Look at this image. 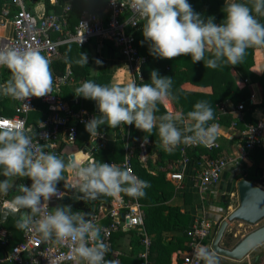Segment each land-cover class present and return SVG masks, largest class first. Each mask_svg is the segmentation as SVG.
Masks as SVG:
<instances>
[{"label":"clouds","instance_id":"obj_1","mask_svg":"<svg viewBox=\"0 0 264 264\" xmlns=\"http://www.w3.org/2000/svg\"><path fill=\"white\" fill-rule=\"evenodd\" d=\"M129 7L134 15L126 23L143 21L142 43L148 44L149 54L155 58L171 60L190 55L193 64L203 61L206 68L216 69L225 64H240L250 47H264V21L260 19L264 17V0H225V17L219 24L214 16L205 19L194 11L189 0H129ZM76 62L88 65V54L80 52ZM96 63L102 65L103 61L97 59ZM50 64L48 56L37 48L0 49V67L11 72V77L0 83V96L25 101L49 95L53 86ZM171 88L172 79L153 69L150 83L101 84L88 79L74 94L95 101L98 107L100 114L85 122L91 137H98V130L104 125L111 129L134 125L145 133V143L155 129L167 151L181 143L214 139L217 125L209 123L215 117L207 101L196 102L186 117L181 112L157 116L159 105L170 98ZM69 167L76 170L77 179L72 187L83 201L120 192L140 197L149 187L129 168L84 160L70 165L62 156L37 144L30 129L0 127V176L4 177L0 179V199L9 196L13 189L18 193L11 199L19 214L15 227L34 233L44 242H70V254L86 264H107L108 248L101 241V228L87 213L73 211L70 204L49 211L53 197L63 198L58 185L64 181V187L68 186L64 173ZM24 178L32 181L30 186L16 183ZM194 255L200 264H220L219 257L206 246H197Z\"/></svg>","mask_w":264,"mask_h":264},{"label":"built area","instance_id":"obj_2","mask_svg":"<svg viewBox=\"0 0 264 264\" xmlns=\"http://www.w3.org/2000/svg\"><path fill=\"white\" fill-rule=\"evenodd\" d=\"M64 1L65 8L61 14L51 12L49 14L35 15L27 8L26 0H13L19 9L18 14L9 18L13 28V36L5 41L1 40L0 49L16 46H22L26 49L37 48L52 61L60 55V48L65 45L76 44L79 47H84L93 39L109 37L115 42V46L123 56L124 65H122L120 70L128 71L132 76V83L138 85L143 80L142 69L146 58L139 54L136 46L135 32L142 21H136L133 24L126 23L134 15V10L129 7V0H116L118 2L116 4H112L109 0L106 8V13L110 14L108 23H105L104 18L99 14L84 12L74 30L69 28L68 13L72 10L71 0ZM9 13V9H5L2 18L8 19ZM128 28L132 30L129 31ZM53 33L58 34L56 40L52 39ZM0 70V81H7L11 77L10 70L3 67H0ZM75 81L74 72L69 67L63 75H54L52 91L49 95L31 97L25 101L16 100L15 114L8 117L0 116V127L19 126L30 129L35 142L43 146L45 151L61 155V146L75 145L79 136L80 126H85V122L89 120L88 113L85 110L73 108L70 101L64 99L65 89L71 87ZM245 86L246 81L241 87L244 88ZM38 101L46 105L48 109L45 119L38 127L29 126L28 117L32 112L36 111V103ZM75 102H77V99H75ZM245 104V101H243L236 110L228 109L224 105L220 106L219 119L223 116L237 113L238 117L235 125L239 121L243 120L244 122L242 113L246 110ZM245 127L246 130L243 133V159L249 157V154L255 149L264 148V118L256 123H245ZM215 138L197 144L182 143L181 152L185 168L189 162L188 150L199 145L205 146L210 150L219 149L220 145ZM94 145L96 144L94 143ZM96 147L102 149L105 147V143L100 142ZM135 157L133 147L125 142L124 159L116 165L121 168L131 169L132 173L139 177L133 167ZM140 157L144 162L145 156L141 155ZM238 163L237 157L231 155L222 154L216 159L203 157L200 168L192 176L202 199L220 183L223 173L232 164ZM184 171L168 173L169 179L177 183V189L183 188ZM59 190L63 192V198L53 197L49 202V211L52 210V204L54 203L59 206L66 205L67 192L65 189L59 188ZM111 196L110 204L102 203L88 212V218L101 228V241L108 248L105 256L107 264H121V261L113 256V236L125 229L134 230L141 237L143 248L140 253L141 264H152L150 257L153 237L147 232L145 227L146 210L140 202V197L130 196L119 199L116 196ZM105 220L108 221L107 224H105ZM213 227H215V224L211 220L200 218L187 230V235L190 239V251L183 258L182 264H200L194 255L197 246H206L213 251V238L211 237ZM0 241L6 245L10 244V239L5 238L4 235L0 236ZM71 247L68 241L59 244L51 241L44 242L34 233L23 231L21 241L4 252V256L0 258V264H86L83 259H78L70 254ZM250 264H259V261L256 260L255 263Z\"/></svg>","mask_w":264,"mask_h":264},{"label":"crops","instance_id":"obj_3","mask_svg":"<svg viewBox=\"0 0 264 264\" xmlns=\"http://www.w3.org/2000/svg\"><path fill=\"white\" fill-rule=\"evenodd\" d=\"M28 2L27 8L31 13L35 15H42L43 13H47L45 0H28ZM0 3L2 4L0 7L3 8V11L5 9H9V6L12 7V2L10 3V0H0ZM50 3L53 6H58L59 0H50ZM9 18L11 17H8V19L6 18V20L5 18H2V15H0V41H5L6 39H10L13 36V28ZM143 41L144 37L140 41V46L144 48V54H146L144 55V57L149 62L148 67L152 68V70H158L161 76L165 72H172L169 71V68L167 67L168 62H177V59H179L180 57H176L171 60L155 58L149 54L148 44L146 42L142 43ZM255 47V65L250 69V71H248L250 72V75L246 76L244 71H240L239 69L233 67L230 71L229 76L228 74L226 75L225 73L214 71L212 74V80L210 81V79L208 78V74L205 73V71H195L197 75L192 74L190 71H183L184 73H182L181 76H183L182 78H184V81L179 82L175 79L174 84H172L170 98L159 105L160 110H162L161 108H164L167 112H181L186 117L187 113L193 110V106L196 102L206 101V99H203V96H200V94H210L207 99V102L213 108L215 118L214 120L209 121V123H216L218 126L215 139L216 142H218L220 145L219 156L225 154L237 157L239 163L232 164L223 173L220 183L212 191L208 192L204 199H202L201 195L199 194L192 178L193 174L197 170L192 167H189V162L186 165V168L183 164V157L181 152L182 143L175 147L172 151L165 150L162 147L159 139H156L159 141V150H156L154 140L148 139L147 143H145L144 141H142L141 143V147L143 149L141 155L145 156L144 163L146 165H150L154 172L163 171L166 175L167 186L165 191L168 194L167 205L178 209L182 215V230L168 232L166 234L168 240H174L178 237H184L187 230H189L195 223V221L200 218H208L209 220H211V222L215 224V227L217 228L225 219H227L228 215L234 210H236L239 206L237 184L241 179H246L241 178V176L244 174V171L246 170L244 168V164H246L247 169H252L254 165L253 162L249 159V157L245 159L242 158L244 145L243 133L246 130L245 123H256L264 118V97L262 93V87L264 86V48L261 46ZM104 49V40L96 39L89 43L81 51L86 52L88 54V65H90V69L93 75L97 74L98 71L103 69L104 66H106L107 64L113 62L115 65L118 61V59L112 58V53L107 52ZM71 53L72 54H69L70 58L74 61L75 65L78 66V63L76 61L80 59V52L73 51ZM97 59L103 61L102 65H98L96 63ZM181 61L182 64H179V69L185 70L186 62H184L183 60ZM122 65H124L123 61H121L120 66L114 73L113 78L111 80V84L126 85L127 83L132 82L133 79L130 73L128 71L120 70ZM68 67L71 68L73 71L74 68L71 64ZM50 68L53 71L51 64ZM77 71H82V69ZM180 72L182 71L174 72L173 78H175L176 76L179 77L178 74ZM149 74L151 77V71L149 72ZM54 75L55 74L53 72V76ZM228 77L234 82H236V85L240 90L248 87L250 91L248 98L243 100L246 103V110L242 113L244 115V122L243 120L239 121L237 125H235V121L238 117L237 113L230 114L228 115V117L223 116L219 119L218 108L220 106L224 105L228 109L236 110L240 103L243 102L241 100L239 102H235V100L231 97H223V92H227L226 82L228 80ZM144 78L145 75L143 74V79ZM241 80L246 81V86L244 88L241 87ZM0 83L3 82L0 81ZM81 83V80H76L70 88L75 91V89L79 87ZM140 83L141 81L139 82V84ZM188 93L198 94V96H189ZM212 94H218L221 98V102L214 104L213 98L211 97ZM230 94H232V92H230ZM7 99H10V97L0 96V102L6 101ZM78 101L81 102V107L75 109L85 110L88 113L89 120L93 116H97L100 114L95 101L86 100L83 97H78ZM9 104H13L15 106V99L11 98ZM47 110L48 109H46L44 114L47 113ZM247 114H250L251 118L254 120L253 122L247 121ZM159 115L160 114H158L157 112V116ZM189 123H191V121H189ZM130 126L131 125H127L124 126V128H120L118 126V129H111L107 125H104L102 126V129L98 130L101 133L100 135H98V137H91L90 134L84 128L81 131V134L78 136L79 139L75 145L61 146L60 156L65 158L66 162H68L70 165L79 160H84L89 163H93L94 154L97 153L98 150H100L96 146L100 142H104L105 147L102 148V150L106 149L107 151L109 147H114V145H116L120 141L124 143L127 142V137L130 132ZM180 126L183 127L184 125ZM119 139L121 140L119 141ZM94 143L96 145L93 146ZM89 145H91L92 147L89 148ZM176 148H178V150ZM203 157H206V159L209 158L203 155L202 160ZM183 171L185 173L183 188L177 189V183L169 179L168 173ZM65 173H68L69 178L71 176H74V174L76 175V170L69 167L65 171ZM255 174L258 175V171H256ZM66 181L67 185H69L68 187L73 186L70 185L72 178L67 179ZM17 182L18 180L16 181V183ZM255 183L260 187L263 186L261 183ZM17 184H19V182ZM16 194L18 193H16L14 189V194L10 193L9 196L6 197L7 201H4L3 205L13 207V209H15V207L11 205V201H9V198L12 199V196ZM108 196L112 197L111 195ZM113 196L122 199L125 198L127 194L120 192L117 195ZM72 197L73 196H70V198L68 199L71 200ZM227 201L228 208H226ZM107 223L108 221L105 220V224ZM11 227L12 226L5 228L4 237L10 239V243L13 240H18L16 243H13L17 244L22 239L23 231H20V234L18 235L17 231H15V229L13 230V228ZM136 234L137 233L134 232V230L125 229L122 232H119L114 235L113 256L118 258L121 261V264H140L141 246L136 238L138 234ZM189 251L190 247H188L186 241H183V245L179 247L173 254L172 264H182L183 258L189 253Z\"/></svg>","mask_w":264,"mask_h":264},{"label":"trees","instance_id":"obj_4","mask_svg":"<svg viewBox=\"0 0 264 264\" xmlns=\"http://www.w3.org/2000/svg\"><path fill=\"white\" fill-rule=\"evenodd\" d=\"M7 1V0H6ZM9 1V0H8ZM12 2V7L9 6L10 13L9 17H14L16 14L19 13V9L16 7L13 0H10V3ZM191 3L194 11L200 13L205 19L209 16H214L216 23H221L225 17V13L222 11L225 0H189ZM109 3V0H71L72 10L68 13L69 16V28L71 30H74L75 27L79 24V21L83 15L84 12H88L91 14H99L104 18L105 23H108L110 14L106 13V8ZM46 4V11L47 13L55 12L57 14H61L64 11L65 8V1L59 0L58 6H53L50 3V0H45ZM2 4L0 3V6ZM13 8V9H12ZM2 9V11H1ZM0 15L3 14V8L0 7ZM262 21H264V17L260 18ZM142 23L139 24V28L136 30V46L138 48L139 54L144 57V48L140 46V41L144 37L142 32ZM129 31H131V28H128ZM57 33L52 34V39H57ZM96 40V39H93ZM92 40V41H93ZM101 40H104V47L107 52L112 53L111 56L114 59H118V63L114 65V63H109L106 66H104L103 69L98 71L97 74H92L90 65H81L78 64L75 65L74 61L70 58L69 54H72L71 52H81L84 47H79L76 44H68L60 48V55L52 60L51 65L53 68V72L56 76H61L66 72L67 67L71 64L73 66V72L74 77L76 80H81L82 82L88 79L95 80L97 83L101 84H111V80L113 78L114 73L116 72L117 68L120 66L121 61H123V56L120 53L119 49L115 46V42L109 38L105 37ZM91 41V42H92ZM90 42V43H91ZM106 43V45H105ZM262 47V46H261ZM264 48V47H263ZM255 54H256V47H250L247 49L246 55L244 60L238 64V65H231V64H225L222 65L219 68L212 69V68H206L203 61L197 62L193 64L191 61V56H180L179 59H177V62H168L167 67L169 68V71L172 72H165L162 76H168L172 79V84H174L175 79L179 82L184 81V78L182 73L183 71H190L192 74L197 75L195 71H205V73L208 74V78L210 81L212 80V74L214 71L225 73L226 75L230 74L231 69L234 67L236 69H239L240 71H244L246 76L250 75V69L255 65ZM186 62V69L180 70L179 64H182V61ZM149 62L146 60L143 64V74L145 75V78L139 85H142L144 83H150L151 77L149 72L152 71V68L148 67ZM82 71H77V70ZM168 71V70H166ZM176 71H182L178 74L179 77H174V72ZM186 74V73H185ZM181 76V77H180ZM227 92H223V97L232 98L235 100V102H239L240 100L243 101L244 99L248 98V95L250 94V91L248 87L240 90L236 82L231 80L228 77L227 80ZM75 91H73L70 87L66 88L64 91V99L66 101H70V104L74 108L81 107V102L78 101V97L74 94ZM232 92V94H230ZM262 93L264 97V86L262 87ZM189 96H198V94H191L188 93ZM210 94H200V96H203V99H208ZM211 97L213 98L214 104H217L221 102V98L218 94H212ZM222 97V96H221ZM75 99H77V102H75ZM11 101L10 99H7L6 101L0 102V116H13L15 114V106L13 104H9ZM16 101V100H15ZM46 105H44L42 102L38 101L36 103V111L32 112L28 117V125L29 126H36L38 127L43 120L45 119V111H46ZM159 109L158 114L163 115L168 113L164 108ZM219 109V108H218ZM228 117V116H227ZM247 121L253 122L254 120L251 118L250 114H247ZM242 126V124H241ZM85 128V126H80L79 135L81 134V131ZM243 128V126H242ZM118 129V127L116 128ZM145 133L141 130H138L135 128L134 125L130 126V132L127 137V143L131 145L135 151V159L133 161V167L137 175L140 179L145 180L148 182L149 187L144 189L145 195L140 196V202L144 205L146 210V222L145 227L147 232L153 237L152 241V248H151V261L152 264H172V257L175 251L183 245V241H186L189 247V237L187 235V232L185 233L184 237H178L174 240H168L166 237V234L168 232H174V231H181L182 230V215L180 211L174 207H171L167 205V199L168 194L166 193L165 189L167 186L166 181V175L163 171L154 172L150 165H146L141 160V153L143 151L141 147L142 141H144ZM79 139V137H78ZM77 139V141H78ZM148 139L154 140V144L156 145V150H159L158 144L159 141L156 139H159L158 132L154 129L151 133V136L148 137ZM121 139H119L120 141ZM119 142L114 147H109L108 150H98L97 153L94 154V162L96 161H103L107 163H115L119 164L124 159V153H125V143ZM178 150V148H176ZM219 149H214L213 151L205 148L202 145H199L195 148L189 149L188 157H189V167H192L194 169L200 168V164L202 163V156H207L209 158L215 159L219 156ZM164 154V153H163ZM162 154V156H163ZM249 159L253 162L252 169H247L246 164H244V168L246 169L244 171V174L241 176V178H246L252 182H257L264 184V180L262 179L263 172H264V148H257L254 151H252L249 154ZM93 162V163H94ZM258 171V175L255 174V172ZM64 176L67 180V174L64 173ZM0 179H4V177L0 176ZM19 184H27L28 186L31 185L32 181L28 178L24 179H18ZM59 188H64L67 192V197L65 198L66 205L70 204L73 207V211H88L90 212L93 210L96 206L105 203L110 204L111 198L108 195H102L99 198L95 200L90 201H83L79 200L77 202H73L70 200L69 203H67V199L70 198V196H78L76 189L73 187H64V181H61L58 185ZM12 194H14V189ZM69 196V197H68ZM127 198L130 197L129 195L126 196ZM9 201H11V198H9ZM226 208H228V201L226 203ZM125 214V213H124ZM18 217V216H17ZM16 218L9 217L6 222L0 221V236L4 235V230L6 227L13 228L15 231H17V234H20L21 230H18L15 227L16 224ZM218 229V227H217ZM122 232V231H121ZM136 232V231H134ZM119 233V232H118ZM137 233V232H136ZM117 234V233H116ZM137 235V234H136ZM137 241L141 246V252L143 250L141 245V237L137 235ZM114 239V236H113ZM18 241V240H17ZM16 240L11 241L10 244L6 245L3 244V242L0 241V258L4 256V252L8 251L13 243L17 242ZM15 245V244H13ZM142 260L140 258V264Z\"/></svg>","mask_w":264,"mask_h":264},{"label":"water","instance_id":"obj_5","mask_svg":"<svg viewBox=\"0 0 264 264\" xmlns=\"http://www.w3.org/2000/svg\"><path fill=\"white\" fill-rule=\"evenodd\" d=\"M245 81L241 80V85ZM89 148L92 146L89 145ZM262 179L264 180V172ZM239 206L231 212L218 229L212 228L211 237L213 238L212 250L217 256L227 258L232 261L241 262L245 260L255 249L264 245V226L251 232L243 237L233 248H226L222 241L230 224L240 222L247 225H257L264 220V189L248 179H241L238 184ZM77 202L78 196L71 199ZM69 203L70 200L67 199ZM59 206L57 203L52 204V208ZM88 215V211L84 210ZM18 213L15 209L0 204V221L6 222L9 217L16 218ZM87 218V217H86Z\"/></svg>","mask_w":264,"mask_h":264},{"label":"rangeland","instance_id":"obj_6","mask_svg":"<svg viewBox=\"0 0 264 264\" xmlns=\"http://www.w3.org/2000/svg\"><path fill=\"white\" fill-rule=\"evenodd\" d=\"M27 2L28 0H26V5H27ZM28 5H29V2H28ZM71 178H72V181L70 185H74L77 179L76 175L74 174V176H71L68 178V173H67V179H71ZM262 185H263L262 188L264 189V184ZM4 201H7L6 197L5 199H0V204H3ZM263 226H264V220L254 226L243 224L240 222H234L230 224V227L227 229L224 239L222 241V245L226 248H233L236 244L240 242L241 239H243L244 236L250 234L251 232ZM218 257L220 259V264H250V263H255L256 259H258L259 264H264V245L255 249L250 254V256H248V258H246L245 260L241 262L232 261V260H229L221 256H218Z\"/></svg>","mask_w":264,"mask_h":264},{"label":"bare ground","instance_id":"obj_7","mask_svg":"<svg viewBox=\"0 0 264 264\" xmlns=\"http://www.w3.org/2000/svg\"><path fill=\"white\" fill-rule=\"evenodd\" d=\"M12 205V204H11ZM11 208H13V207H11Z\"/></svg>","mask_w":264,"mask_h":264}]
</instances>
